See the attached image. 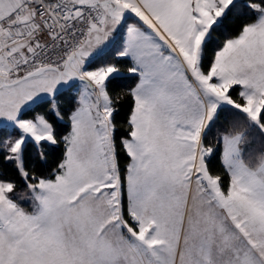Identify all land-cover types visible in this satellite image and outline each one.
Here are the masks:
<instances>
[{
	"label": "snow or ice",
	"instance_id": "obj_1",
	"mask_svg": "<svg viewBox=\"0 0 264 264\" xmlns=\"http://www.w3.org/2000/svg\"><path fill=\"white\" fill-rule=\"evenodd\" d=\"M0 264H264V0H0Z\"/></svg>",
	"mask_w": 264,
	"mask_h": 264
},
{
	"label": "trees",
	"instance_id": "obj_2",
	"mask_svg": "<svg viewBox=\"0 0 264 264\" xmlns=\"http://www.w3.org/2000/svg\"><path fill=\"white\" fill-rule=\"evenodd\" d=\"M234 29H235V24L229 23V25L227 26V30L229 32H232ZM234 95H235V93H234ZM63 103L65 104V107H68L69 106L67 100H63ZM59 155H60V153L58 151L54 155L50 156V159H49V162H48L47 165L42 166V171L45 174H47L51 170V168L55 166V161L59 158ZM211 166H212V168L214 170H219L220 164H219V160H218L217 157H214L212 159Z\"/></svg>",
	"mask_w": 264,
	"mask_h": 264
}]
</instances>
